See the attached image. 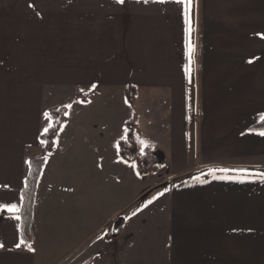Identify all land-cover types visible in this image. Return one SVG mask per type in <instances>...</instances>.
I'll return each instance as SVG.
<instances>
[{"label": "crops", "instance_id": "1", "mask_svg": "<svg viewBox=\"0 0 264 264\" xmlns=\"http://www.w3.org/2000/svg\"><path fill=\"white\" fill-rule=\"evenodd\" d=\"M187 20L175 0H0V264H59L98 210L104 234L78 264L99 247L121 264H264V136L251 131L264 114V0H192ZM69 103L49 152L44 114ZM132 117L160 181L119 153ZM34 159L45 167L30 251L3 205L22 210Z\"/></svg>", "mask_w": 264, "mask_h": 264}, {"label": "trees", "instance_id": "2", "mask_svg": "<svg viewBox=\"0 0 264 264\" xmlns=\"http://www.w3.org/2000/svg\"><path fill=\"white\" fill-rule=\"evenodd\" d=\"M130 89L128 90L127 98L129 104L132 105L134 103L137 92L132 88ZM90 98V94L80 96V99L84 102L89 101ZM49 114L52 117V126L49 129L48 133H44L42 135L41 139L46 144L47 150L50 152L53 150L55 139L57 137V134L61 130V125H64L66 121L67 108H61ZM136 126L137 125L134 118L127 121V135L125 139L121 140L118 144L119 153L125 161L136 165L139 174L146 176L153 172L159 173L160 169L154 153L148 148L140 150L137 145L135 138ZM261 130H264V121L257 124L251 129V131L254 132H258ZM44 167L45 161L43 159H34L31 161L29 174L22 192V238L30 245L37 190ZM86 264H91V261H88Z\"/></svg>", "mask_w": 264, "mask_h": 264}, {"label": "rangeland", "instance_id": "3", "mask_svg": "<svg viewBox=\"0 0 264 264\" xmlns=\"http://www.w3.org/2000/svg\"><path fill=\"white\" fill-rule=\"evenodd\" d=\"M91 94V93H89ZM68 95L74 97L75 92H71ZM50 97L48 98V101H50ZM66 105L61 106V108H66ZM59 108V109H61ZM57 109V110H59ZM56 109L52 110L51 112L57 111ZM69 110V108H67ZM50 112V113H51ZM133 118V117H132ZM160 157V156H159ZM160 161L163 163L162 156L160 157ZM159 166V165H158ZM160 172L157 173V175H153L152 177H157V180H162L166 178L168 175L166 170L164 168H160ZM166 173V174H164ZM151 177V180H152ZM161 189L151 193L150 195L146 196L145 198H139L138 200H134L133 198H129L126 204L125 211L131 213L134 210H137L138 208L145 207V205H148V201L152 200V196L155 195ZM105 222V219L103 217L102 211L98 210L96 211V215L94 216V220L92 221V224L88 226L87 231H84L82 234H78V236H74L71 242L67 246L63 248L61 259L59 260V264H78L84 257H86V253L89 251L92 246H98V243L100 242V238L104 234V230L101 229V225ZM100 228V229H99ZM98 249L96 252H92L90 255V258L94 259V264H121L120 262V256L121 254H113L109 252H102V247L95 248ZM127 258L131 256V253H126ZM125 256V254H124ZM111 258H114L113 260ZM89 259V258H88ZM58 261L55 262L57 264Z\"/></svg>", "mask_w": 264, "mask_h": 264}, {"label": "snow or ice", "instance_id": "4", "mask_svg": "<svg viewBox=\"0 0 264 264\" xmlns=\"http://www.w3.org/2000/svg\"><path fill=\"white\" fill-rule=\"evenodd\" d=\"M119 2H120V3H124V0H119ZM145 2H147V0H145ZM158 2H160V3H164V2H166V0H158ZM175 3H177V4H179V5H182V6L185 7L186 22H189V23H190V21L187 20V17L189 16V11H190V8H191V5H192V0H175ZM189 51H190V54L194 53V51H195V46H194V45H190ZM76 103H83V101H76ZM65 107H66V108H71V107H72V103L67 104ZM44 116H45V119H48V120L51 121L52 117L50 116L49 113H45ZM258 118H259L261 121H264V114H261ZM62 127H63V125H61V128H62ZM44 132H45V133H48V132H49V128L46 127V128L44 129ZM256 134L261 135V136H264V130L258 131ZM140 143H141V144H145L146 142L143 141V140H141ZM117 147H119V145H117ZM29 163H31V162H29ZM219 171L227 172V171H230V170H229V169H219ZM238 171L246 172L247 170H238ZM138 174H139V173H138ZM260 175H261L262 177H264V173H261ZM225 178L228 179V178H230V177H225ZM240 182H243V180H241ZM163 194H164L163 192L160 193V195H163ZM21 199H23V197H21ZM148 203L150 204V203H152V201H148ZM146 206H147V205H145V207H146ZM3 208H4V209H7V211H9V212H13V211H14L15 213H17V214L14 215V217H13L15 220L20 221V220L22 219V216L19 215L21 209H20V207H18V205H15V204H12V205H3ZM133 215H136V213H133ZM21 244H24V245L28 248V250H30V251H34V249L31 247V245L28 244V243H27L25 240H23L22 238H21L20 242H19L16 246H17V247H20ZM3 246H4L3 243H0V247H3Z\"/></svg>", "mask_w": 264, "mask_h": 264}]
</instances>
